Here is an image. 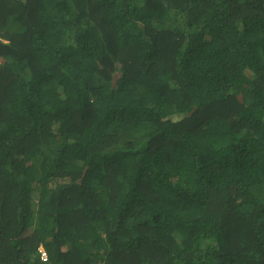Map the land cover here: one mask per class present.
Masks as SVG:
<instances>
[{
    "label": "trees",
    "instance_id": "obj_1",
    "mask_svg": "<svg viewBox=\"0 0 264 264\" xmlns=\"http://www.w3.org/2000/svg\"><path fill=\"white\" fill-rule=\"evenodd\" d=\"M0 264H264V0H0Z\"/></svg>",
    "mask_w": 264,
    "mask_h": 264
},
{
    "label": "clouds",
    "instance_id": "obj_2",
    "mask_svg": "<svg viewBox=\"0 0 264 264\" xmlns=\"http://www.w3.org/2000/svg\"><path fill=\"white\" fill-rule=\"evenodd\" d=\"M38 254H39L40 262H42V263H48L49 262V255H48L47 250L44 247L39 248Z\"/></svg>",
    "mask_w": 264,
    "mask_h": 264
}]
</instances>
